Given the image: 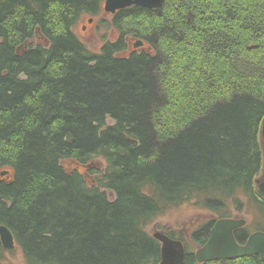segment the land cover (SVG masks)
Returning <instances> with one entry per match:
<instances>
[{"label": "trees", "instance_id": "1", "mask_svg": "<svg viewBox=\"0 0 264 264\" xmlns=\"http://www.w3.org/2000/svg\"><path fill=\"white\" fill-rule=\"evenodd\" d=\"M104 2L0 0V225L26 263L160 264L156 218L213 211L189 238L203 246L239 192L264 232V0L131 6L94 51L74 28ZM164 232L199 264L182 233ZM9 252L0 238V264Z\"/></svg>", "mask_w": 264, "mask_h": 264}, {"label": "water", "instance_id": "2", "mask_svg": "<svg viewBox=\"0 0 264 264\" xmlns=\"http://www.w3.org/2000/svg\"><path fill=\"white\" fill-rule=\"evenodd\" d=\"M164 0H106V13L116 14L118 11L130 8L131 6L147 9H159L163 6ZM92 22V21H90ZM134 46L141 47L138 42ZM264 141V121L261 131ZM263 174L256 180L257 194L264 199V165ZM246 220H234L231 218L220 219L212 228L209 241L205 246L196 251L198 262L229 260L245 256L258 255L264 260V232H256L250 235L245 244L238 243L235 238V231L243 227ZM154 237L162 243V258L160 264H186V252L184 244L178 240H172L165 233L157 232ZM0 238L3 248L7 251L14 250L15 240L13 235L5 226H0Z\"/></svg>", "mask_w": 264, "mask_h": 264}, {"label": "rangeland", "instance_id": "3", "mask_svg": "<svg viewBox=\"0 0 264 264\" xmlns=\"http://www.w3.org/2000/svg\"><path fill=\"white\" fill-rule=\"evenodd\" d=\"M113 15L101 12L98 17H84L78 21L74 28V32L78 38L89 48L94 51H99L102 45V35L106 34L108 38H117V32L112 25ZM92 21V22H90ZM103 21V23L101 22ZM100 25V29H98ZM85 27L87 30L85 31ZM102 27V28H101ZM262 128V127H261ZM262 131V130H261ZM261 139L262 135L260 134ZM262 141V147L264 150V141ZM263 171V169H262ZM263 174V172H262ZM261 174V175H262ZM261 177V176H260ZM238 198L242 203L241 206H236V202H228L227 208L225 210V215H231L234 219L246 220L247 232L258 231L253 226L257 219V207L249 199V196L245 195L243 192H239ZM217 214L208 209H201L191 204H183L179 207H172L166 213L162 214L161 217L155 219V221L149 226L148 231L150 233H157L165 231L166 229L175 232V236L179 237V233H182L184 238H187L189 251H196V247L193 246L192 241L189 240V233L200 226L209 224L212 220L216 219ZM261 232V231H260ZM12 252L6 253L5 257L9 264H27L26 259H24V253L22 248L15 247Z\"/></svg>", "mask_w": 264, "mask_h": 264}, {"label": "bare ground", "instance_id": "4", "mask_svg": "<svg viewBox=\"0 0 264 264\" xmlns=\"http://www.w3.org/2000/svg\"><path fill=\"white\" fill-rule=\"evenodd\" d=\"M106 1V0H105ZM165 1V0H164ZM104 4V7H103V9H102V12H105L106 13V11H105V2L103 3ZM125 9H127V8H125ZM106 14H111V15H116V14H112V13H106ZM137 38H133L132 37V39L129 41V46H131L132 48H131V50L133 49V50H138V49H141V48H143V45H144V43H143V40L142 39H139V40H136ZM138 42H140V43H142V46L141 47H136V46H134L136 43H138ZM95 175V174H94ZM1 176L2 177H4L5 176V173H2L1 174ZM91 180H92V182L93 183H95V179H93V177H89ZM234 220H236V221H238V220H240V219H234ZM246 225H247V222H246V224L243 226V227H241V228H239V231H242V230H245L247 227H246ZM0 226H4V225H0ZM6 227V226H5ZM8 228V227H7ZM8 229H10V228H8ZM198 229V228H197ZM197 229H195V231L197 230ZM10 231H11V229H10ZM195 231L194 230H192L190 233H189V238L191 237V235L193 234H195ZM257 231H255V232H251V233H256ZM11 233H12V235H13V238H14V240H15V247H16V237H14V234H13V232L11 231ZM153 236H154V233H153ZM155 238V237H154ZM156 239V238H155ZM174 240H178V239H175V238H173ZM209 239V238H208ZM207 239V240H208ZM178 241H180V240H178ZM209 241V240H208ZM207 241V242H208ZM182 242V241H181ZM206 242V243H207ZM183 243V242H182ZM184 244V243H183ZM192 244H193V246L194 247H196L197 249H196V251L199 249V248H201V247H203V246H205V245H203V246H197V245H195L193 242H192ZM162 247V246H161ZM6 250V249H5ZM196 251H194L195 252V258H196ZM186 252V251H185ZM186 256H187V252H186ZM245 257H247V256H245ZM260 257V256H259ZM240 258H242V257H240ZM240 258H235V259H232V260H237V259H240ZM261 259V258H260ZM196 260H197V258H196ZM262 260V259H261ZM197 262H198V260H197ZM207 262H209V261H207ZM207 262H205V263H201V262H198L199 264H206Z\"/></svg>", "mask_w": 264, "mask_h": 264}, {"label": "flooded vegetation", "instance_id": "5", "mask_svg": "<svg viewBox=\"0 0 264 264\" xmlns=\"http://www.w3.org/2000/svg\"><path fill=\"white\" fill-rule=\"evenodd\" d=\"M86 30H87V28L85 27V31H86ZM242 239H243V240H242V242H244V243H245V242L248 240V237H244V236H243V238H242ZM239 242H240V241H239ZM240 243H241V242H240ZM244 243H242V244H244Z\"/></svg>", "mask_w": 264, "mask_h": 264}]
</instances>
